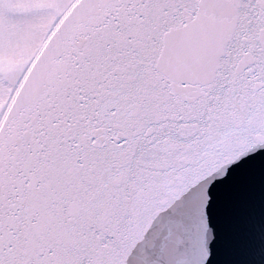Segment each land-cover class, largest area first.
<instances>
[{
    "label": "snow or ice",
    "instance_id": "obj_1",
    "mask_svg": "<svg viewBox=\"0 0 264 264\" xmlns=\"http://www.w3.org/2000/svg\"><path fill=\"white\" fill-rule=\"evenodd\" d=\"M0 264H264V0H0Z\"/></svg>",
    "mask_w": 264,
    "mask_h": 264
}]
</instances>
